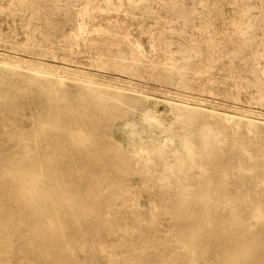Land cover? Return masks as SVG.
<instances>
[{
  "label": "rangeland",
  "instance_id": "1",
  "mask_svg": "<svg viewBox=\"0 0 264 264\" xmlns=\"http://www.w3.org/2000/svg\"><path fill=\"white\" fill-rule=\"evenodd\" d=\"M0 264H264V0H0Z\"/></svg>",
  "mask_w": 264,
  "mask_h": 264
},
{
  "label": "bare ground",
  "instance_id": "2",
  "mask_svg": "<svg viewBox=\"0 0 264 264\" xmlns=\"http://www.w3.org/2000/svg\"><path fill=\"white\" fill-rule=\"evenodd\" d=\"M31 176H32V178H33V175H31ZM34 177H35V176H34ZM36 177H37V176H36ZM36 177H35V180H37ZM28 180H30V179L28 178ZM30 181H31V180H30ZM30 181H29V182H30ZM33 183L36 184L37 182L35 181V182H33ZM31 184H32V183H31ZM30 186H31V185H30ZM178 244H179V243H178ZM144 255H145V254H144ZM147 256H148V255H147ZM154 262H155V261H154ZM195 262H196V261H195Z\"/></svg>",
  "mask_w": 264,
  "mask_h": 264
}]
</instances>
